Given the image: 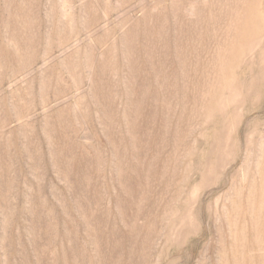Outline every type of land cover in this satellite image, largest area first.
Masks as SVG:
<instances>
[{
	"label": "rangeland",
	"instance_id": "1",
	"mask_svg": "<svg viewBox=\"0 0 264 264\" xmlns=\"http://www.w3.org/2000/svg\"><path fill=\"white\" fill-rule=\"evenodd\" d=\"M0 264H264V0H0Z\"/></svg>",
	"mask_w": 264,
	"mask_h": 264
}]
</instances>
